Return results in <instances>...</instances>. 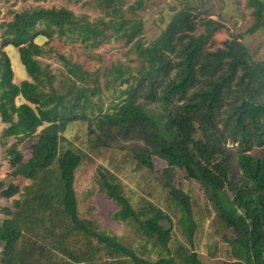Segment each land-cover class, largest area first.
Here are the masks:
<instances>
[{"label":"trees","instance_id":"trees-1","mask_svg":"<svg viewBox=\"0 0 264 264\" xmlns=\"http://www.w3.org/2000/svg\"><path fill=\"white\" fill-rule=\"evenodd\" d=\"M123 4L94 0L93 20L63 7H36L0 24V148L13 139L5 165L16 180L8 184L9 204L0 205V264H204L183 246L172 254L167 215L148 202L133 208L103 166L96 167L95 185L115 205L113 220L150 248L134 249L81 216L75 173L85 156L57 147L75 122L86 124L94 150L123 151L149 173L154 158L166 164L159 181L191 248L197 221L178 175L199 184L213 206L216 233L231 248V260L219 264H264V61L253 58L240 35L190 7L172 9L146 46L136 17L142 1ZM244 6L252 19L247 32H261L264 0ZM54 38L86 50L111 39L131 45L134 69L116 63L102 71L108 84L125 86L120 101L103 111L99 69L83 70L60 53L58 74L42 65L40 58L53 52L42 44ZM9 45L28 76L19 83L4 51Z\"/></svg>","mask_w":264,"mask_h":264},{"label":"rangeland","instance_id":"rangeland-1","mask_svg":"<svg viewBox=\"0 0 264 264\" xmlns=\"http://www.w3.org/2000/svg\"><path fill=\"white\" fill-rule=\"evenodd\" d=\"M15 0H0V24L8 22L15 13L26 9L42 8H66L74 15H86L90 20L98 17V11L94 8V0H45L44 2H34L26 0L24 2H14ZM124 9L132 6L138 0H121ZM143 8L136 12V17L143 23L141 41L144 45H149L157 38L164 29L165 24L172 15V9L177 10L183 7H190L193 10L204 11L209 18L223 23L230 34L240 35L242 42L246 45L248 52L258 61H264V29L256 34H249L247 29L252 23L249 17V10L244 6L245 0H140ZM126 17H132L126 13ZM1 40V38H0ZM44 49H52L51 56L46 54L40 58L42 65H49L53 73H59L61 62L55 54H63L73 63L81 66L83 70L92 72L99 69V88L101 90V101L103 111L111 103L120 101L119 91L125 86L108 84L103 77L102 71L110 69L116 63L124 67L134 69L138 65L136 56L133 54L132 46H125L122 42L109 40L95 49H84L78 44L67 45L58 39H53L47 44H42ZM13 72V82L19 83L28 78L26 70L22 65L16 47L9 45L4 48ZM92 87V85H90ZM5 125L0 121V135ZM13 139L8 140L5 147L0 148V205L9 204L11 194L8 184L16 182L9 175L5 149L13 143ZM58 150L71 149L82 153L85 157L75 173V191L78 200V209L84 218L97 222L101 230L111 233L121 238L124 244L130 245L134 249L140 247L150 248L144 240L132 233L120 222L113 220L115 205L98 193L96 180V167L103 166L113 173L120 185L123 195L128 199L133 208L145 205L147 202L160 209L168 220L164 227H170L173 239L170 244L171 251L176 246H183L187 250H193L204 264H219L221 261H230V244L224 237L217 234V224L214 223V209L199 184L182 179L183 191L190 198L193 217L197 221L194 248H191L182 234L179 219V209L168 198V189H164L159 181L163 169L166 168L161 160L154 158L155 172L149 173L143 168H138L131 157L123 151L116 149L94 150L87 142L86 124L73 123L58 138ZM20 149V147H19ZM154 260V254L149 257Z\"/></svg>","mask_w":264,"mask_h":264}]
</instances>
